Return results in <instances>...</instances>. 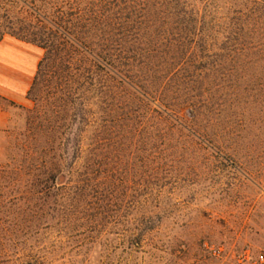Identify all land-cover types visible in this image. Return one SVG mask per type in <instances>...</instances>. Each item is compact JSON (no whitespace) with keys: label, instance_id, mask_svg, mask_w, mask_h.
Listing matches in <instances>:
<instances>
[{"label":"rangeland","instance_id":"374dc122","mask_svg":"<svg viewBox=\"0 0 264 264\" xmlns=\"http://www.w3.org/2000/svg\"><path fill=\"white\" fill-rule=\"evenodd\" d=\"M210 5L219 17L213 31ZM76 17H109L116 34L154 39L157 49L176 38L186 55L181 66L190 69L180 85L200 112L166 114L119 90L109 114L96 93L84 98L91 104L85 125L79 110L76 121L58 113L57 84L46 81L25 105L2 103L0 264H23L41 247L77 245L84 239L66 237L74 228L93 230L94 239L55 257L57 264H264V67L234 71L231 62L240 44H264V0H0V40L40 47L60 36L58 19ZM237 20L240 38L226 28ZM43 150L55 162L79 150L66 163L73 177L64 170L57 183L41 185ZM83 180L96 185V199L74 205ZM124 230L144 231L141 248L120 245L116 234Z\"/></svg>","mask_w":264,"mask_h":264},{"label":"trees","instance_id":"16d2710c","mask_svg":"<svg viewBox=\"0 0 264 264\" xmlns=\"http://www.w3.org/2000/svg\"><path fill=\"white\" fill-rule=\"evenodd\" d=\"M216 19H219L218 13L210 5V31L214 30L212 20ZM228 25L226 28L235 33L236 37H239V34L244 30L240 20L231 21ZM54 27L60 36H56L55 42L48 40L46 43L42 42V46H40L46 52L28 95L29 99H34L37 88L45 81L49 85L54 82L57 84V91L53 95L57 96L58 93L61 95V101L57 100L54 103L56 109L58 108V113L61 110L65 116L71 114V120L76 121L78 116L74 113L79 110L81 111V121L85 125H89L91 122V110H89L91 104L90 106L85 105L84 98L89 101L90 96L96 93L98 104L105 107L103 113L107 114L108 107L113 110L116 107L117 91L119 90L126 91V94L129 93L128 95L133 92L131 96H135L139 101L148 100L158 104L160 110L166 114L179 115L185 109H191L196 116L199 114L200 107L188 98V94L180 85V78L183 74L190 73V69L181 66L182 59L186 55L176 44V38H164L161 40V46L167 48L157 49L158 43L154 44V39L146 41L143 38L133 39L126 34H116L117 24L109 17L94 20L82 17L68 21L58 19ZM148 43L151 45L150 47L147 46ZM259 43L260 40L257 43L256 39L252 38L251 43L240 44V49L232 51L234 56H232L231 62L236 66L234 71L239 68L248 70L258 66L264 67V51L259 48L264 44ZM143 46H147V48L143 49ZM216 57L218 56L216 55ZM222 57L220 56V62L223 61ZM216 66L219 69L222 68V64ZM94 80H97L96 84H94ZM61 102L64 104L60 105ZM127 106L128 104H121L124 110L127 109ZM78 152L79 150L72 151L67 155L74 162L79 157ZM50 154L52 152H48V150H43L41 153L44 160L36 168L35 174L40 184L57 183L64 170H67L68 175L73 177L75 168L74 165L66 164L69 162L68 157L60 156L62 162H55L56 158L50 159ZM76 184L78 186L74 188V205L87 204L90 199H96L92 198L96 192V185L91 181L83 180ZM64 232V230L58 231L60 235ZM92 232L93 230L87 229H71L66 233L69 240H84L75 241L77 245L74 246L56 244L50 248L41 247L37 256L24 258L23 264H57V257L74 251L81 252L85 248L86 242L94 239L90 236ZM103 233L105 231H99V235ZM116 235L119 238L121 236L120 245L128 243L129 249L141 248L145 236L143 230L130 234L124 230L121 234L117 233ZM126 238H128V242ZM45 253L51 258H47ZM63 259V257L60 258V260ZM75 263L68 260L61 264Z\"/></svg>","mask_w":264,"mask_h":264},{"label":"crops","instance_id":"0c3cea01","mask_svg":"<svg viewBox=\"0 0 264 264\" xmlns=\"http://www.w3.org/2000/svg\"><path fill=\"white\" fill-rule=\"evenodd\" d=\"M44 50L13 36L0 41V129L8 121L2 103L25 105L37 77Z\"/></svg>","mask_w":264,"mask_h":264}]
</instances>
